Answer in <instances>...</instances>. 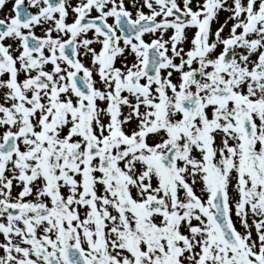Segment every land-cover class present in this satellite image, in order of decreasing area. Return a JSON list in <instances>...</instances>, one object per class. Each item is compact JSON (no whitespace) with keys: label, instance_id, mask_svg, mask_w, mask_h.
Instances as JSON below:
<instances>
[{"label":"snow or ice","instance_id":"snow-or-ice-1","mask_svg":"<svg viewBox=\"0 0 264 264\" xmlns=\"http://www.w3.org/2000/svg\"><path fill=\"white\" fill-rule=\"evenodd\" d=\"M0 264H264V0H0Z\"/></svg>","mask_w":264,"mask_h":264}]
</instances>
